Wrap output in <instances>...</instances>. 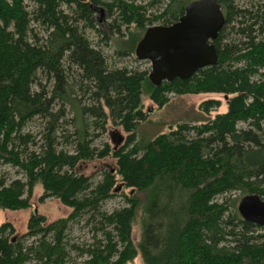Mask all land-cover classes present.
<instances>
[{
  "label": "trees",
  "instance_id": "obj_1",
  "mask_svg": "<svg viewBox=\"0 0 264 264\" xmlns=\"http://www.w3.org/2000/svg\"><path fill=\"white\" fill-rule=\"evenodd\" d=\"M191 1L0 0V209H29L38 185L39 203L71 210L50 222L31 213L22 234L0 224V264H264V224L238 209L245 196L264 199V0H215L225 19L217 63L157 86L148 68L109 66L85 34L128 57L147 27L172 24ZM144 93L157 109L170 94H221L225 111L144 139ZM220 105L207 99L199 110ZM109 126L125 138L95 144ZM108 158L113 168L97 180L78 171ZM116 196L123 204L104 209ZM79 217L93 233L81 245L67 238Z\"/></svg>",
  "mask_w": 264,
  "mask_h": 264
},
{
  "label": "rangeland",
  "instance_id": "obj_2",
  "mask_svg": "<svg viewBox=\"0 0 264 264\" xmlns=\"http://www.w3.org/2000/svg\"><path fill=\"white\" fill-rule=\"evenodd\" d=\"M145 1V0H137ZM237 4L241 5L246 3L247 0H235ZM159 7L153 6L148 8V12H155ZM153 25H159V22L154 23ZM85 34L90 40L91 44L96 48H99L104 53L108 65L111 67H127L135 68L139 67L140 69H145L150 67L148 61L137 60L132 54L131 56L119 58L114 54L115 45L112 42L103 44L100 41V37L92 30H85ZM207 99H218L221 103L220 107L209 115L203 114L199 110V104ZM142 104L146 113L148 114L147 121L141 123L138 127L137 134L139 137L144 139L151 138L156 134L167 132L168 129L172 126L175 127L176 124L180 122H188L190 124H197L202 122L207 118L213 117L216 113H221L225 111V100L223 95L215 93H200V94H185L175 96L170 94L168 102L160 109H157L154 104L148 99L147 93H144L142 96ZM71 114L69 113V117ZM40 120H33L28 124L27 128L36 132L40 128ZM244 125V124H239ZM117 131L116 133H114ZM119 133L125 138L126 134L122 132L119 128L114 126H109L107 133H103L102 136L96 140L95 144L99 145L103 141H108L112 144L113 138L120 136ZM2 171H5L10 178L19 177L21 174L17 173L15 168L9 166H1ZM104 168H113V160L104 159V160H92L87 162H82L78 166V171L86 175H92L93 180H97L100 176L101 169ZM41 187L35 186L33 190L32 197L30 199L31 207L26 210L19 211H10L0 209V224L4 222H10L18 234H22L26 231V224L31 213H38L44 215L48 222L54 221L59 218L66 217L70 213L68 207L63 206L57 199L48 198L43 202H38V197L41 195ZM238 194L236 192H231L222 198H232L236 197ZM122 199L118 196L107 200L103 204V208L110 211L114 208L121 206ZM139 227L137 223L133 225L132 235L135 242L139 240ZM93 233L90 229V226L85 225V220L83 218H78L74 223H71L68 231V240L70 243L81 245L83 243H89L92 241ZM73 256L75 254H72ZM82 259L77 258L76 263L80 262ZM130 264H143L140 256H137Z\"/></svg>",
  "mask_w": 264,
  "mask_h": 264
},
{
  "label": "water",
  "instance_id": "obj_3",
  "mask_svg": "<svg viewBox=\"0 0 264 264\" xmlns=\"http://www.w3.org/2000/svg\"><path fill=\"white\" fill-rule=\"evenodd\" d=\"M224 21L221 6L215 0L191 1L172 24L147 27L135 45L134 56L149 62L147 77L155 86L175 78L186 79L217 63L212 42ZM122 140L120 137L119 142ZM238 209L246 219L264 224V199L245 196Z\"/></svg>",
  "mask_w": 264,
  "mask_h": 264
}]
</instances>
